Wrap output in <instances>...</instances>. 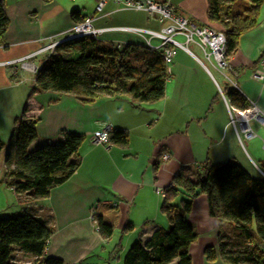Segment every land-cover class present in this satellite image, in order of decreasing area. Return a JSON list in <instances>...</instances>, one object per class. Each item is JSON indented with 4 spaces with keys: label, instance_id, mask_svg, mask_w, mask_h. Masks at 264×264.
Wrapping results in <instances>:
<instances>
[{
    "label": "crops",
    "instance_id": "0c3cea01",
    "mask_svg": "<svg viewBox=\"0 0 264 264\" xmlns=\"http://www.w3.org/2000/svg\"><path fill=\"white\" fill-rule=\"evenodd\" d=\"M99 1L1 0L8 27L0 44V141L4 143L0 151V205L4 206L0 218L31 212L44 221L52 231L43 256L58 258L63 264H122L131 244L144 242L155 229L168 226L159 210L163 197L160 191L164 193L176 174L195 179L199 168L233 160L252 178L264 179V124L251 119L247 125L253 136L247 139L242 131L237 135L229 123L232 106L224 94L234 87L264 113V79L255 82L249 77L264 51V5L257 25L240 35L235 51L226 56L229 68L219 69L193 43L191 48L188 45V51L174 49L163 96L157 102L135 106L127 96H105L80 104L68 94H30L36 72L20 70L10 63L29 57L31 64L41 66L47 52L37 51L49 41L65 38L78 24L71 19L70 11L79 12L83 19L92 18L96 29L127 27L157 32L164 26L146 11L118 8L114 0H105L96 11ZM151 1L169 2L194 24L221 29L206 18L207 0ZM174 38L183 42L182 36ZM100 40L141 46L146 41L154 46L160 44L158 38L147 33L118 31L106 32ZM23 115L36 121V139L28 145L29 151L58 141L61 131L84 136L76 170L63 184L53 187L48 196L39 199L15 193L2 184L3 158L10 149L12 126ZM106 126L125 130L126 146L94 145L92 133ZM162 153L169 154V158L162 160ZM108 199L120 212V224L105 240L98 235L90 211L98 200ZM8 204L14 207L6 211ZM206 206V198L198 195L185 216L197 233L187 252L191 264H224L219 258L208 262L203 253L206 247L216 248L221 228L216 219L208 216ZM125 224L132 229L120 234ZM224 229L227 228L221 230ZM224 239L227 238L221 240ZM12 250L10 262L33 264L36 260L24 250ZM175 263L173 260L168 264Z\"/></svg>",
    "mask_w": 264,
    "mask_h": 264
},
{
    "label": "trees",
    "instance_id": "16d2710c",
    "mask_svg": "<svg viewBox=\"0 0 264 264\" xmlns=\"http://www.w3.org/2000/svg\"><path fill=\"white\" fill-rule=\"evenodd\" d=\"M264 0H207V17L217 23L224 35L226 56L232 54L243 33L257 25ZM78 23L79 12L70 11ZM8 19L0 0V44ZM166 66L161 53L138 44H115L90 36L58 43L37 69L30 94L54 92L72 95L80 104L107 97H128L135 106L153 103L164 92ZM28 95V98L30 96ZM230 106L245 109L247 101L234 87L225 93ZM25 111V106L22 110ZM36 121L16 119L5 153L2 184L15 193L39 199L53 187L63 184L79 165L78 150L84 136L61 131L60 139L29 151L36 139ZM110 145L126 146L128 133L109 130ZM4 143L0 141V151ZM198 195L206 198L208 216L221 227L218 244L203 250L208 262L216 258L224 264H264V179L251 177L233 160L208 164L195 172V179L176 174L166 186L159 210L168 226L157 228L144 242H134L123 255L122 264H191L189 245L197 233L185 216ZM97 233L108 240L119 227L120 212L111 200H98L91 208ZM222 228H227L221 230ZM132 228L125 224L120 234ZM51 228L33 213L0 218V264L10 262L12 249L36 257L33 264H63L58 258L43 256ZM228 232L230 234H228ZM227 239L221 240L222 237ZM119 239L116 246L120 247Z\"/></svg>",
    "mask_w": 264,
    "mask_h": 264
},
{
    "label": "built area",
    "instance_id": "2783aa9c",
    "mask_svg": "<svg viewBox=\"0 0 264 264\" xmlns=\"http://www.w3.org/2000/svg\"><path fill=\"white\" fill-rule=\"evenodd\" d=\"M105 0H100L96 5L95 10L100 11ZM118 8H124L129 10H141L146 11L150 18H154L164 23L157 32L150 30H142L138 28H127V27H112V28H101L96 29L92 26V18H85L78 22L67 34V36L57 42L49 44L50 50L54 48L58 43L68 41L69 39L79 38V36H92L100 39L101 35L106 32L118 31V32H130L134 35L148 34L152 38H158L160 44L154 46L146 41L145 47L153 52L161 53L163 63L166 66V75L169 74L170 63L172 62L174 53L173 50L183 49L188 51V45L191 43L195 44L198 49L204 53V56L208 59L209 57L216 63V66L224 70L229 68L228 62H226V51L224 35L220 30L212 29L208 25L198 26L191 20L186 19L182 15L178 14L176 8L173 7L169 2L155 3L151 0H114ZM182 36L183 42L177 41L174 37ZM126 43V42H124ZM123 43V44H124ZM46 48H42L37 52H46ZM23 59L13 60L10 64H18L19 69H28L32 72H36L38 67L27 65ZM250 79L255 82H260L264 79V51L258 58L257 67L254 68L250 75ZM247 107L245 109L229 108V123L235 129L238 135L239 131H242L243 136L247 139L253 136V133L248 128V122L251 119H256L260 124H264V113L259 109L258 105L253 100L246 99ZM109 130L110 126H106L103 130L94 131L92 133L91 142L95 145H101L105 148L110 146L109 143ZM169 154L162 153V160L169 158ZM169 186H172L170 184ZM160 194L163 193L160 191Z\"/></svg>",
    "mask_w": 264,
    "mask_h": 264
},
{
    "label": "rangeland",
    "instance_id": "374dc122",
    "mask_svg": "<svg viewBox=\"0 0 264 264\" xmlns=\"http://www.w3.org/2000/svg\"><path fill=\"white\" fill-rule=\"evenodd\" d=\"M179 39V38H178ZM177 39V40H178ZM57 41H59V40H57ZM57 41H49L45 46H42L40 49H42V48H46V46L48 47V49H46V52H47V55H49V54H51L52 52H53V50H54V48H55V46H54V48L52 49V50H50V46H48L49 44H51V43H53V42H57ZM178 41H181V39L180 40H178ZM192 47V45H189V48H191ZM39 49V50H40ZM27 58H29V57H24V58H20V59H23L24 61H26V62H24V63H26L27 65H30V66H33V68H35L36 66H34L33 64H31L29 61H28V59ZM16 60V59H15ZM13 65H17L18 66V68H19V65L18 64H13ZM40 67V66H39ZM38 67V68H39ZM20 70H27V71H29V72H32V70H30V69H28V67L26 68V69H22V68H20ZM234 108V107H233ZM6 200H7V198H5ZM10 199H11V197H10ZM9 198H8V201L7 202H9V200H10ZM7 207V209H6V211H8V209H12L14 206H12V205H10V204H8V205H6ZM3 208H4V206H2V205H0V211H3ZM2 214H1V212H0V216H1ZM3 218V217H2Z\"/></svg>",
    "mask_w": 264,
    "mask_h": 264
}]
</instances>
